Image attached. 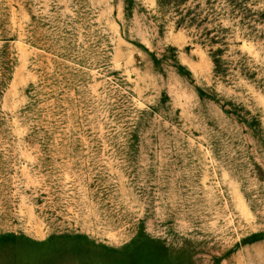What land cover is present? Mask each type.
<instances>
[{
  "label": "rangeland",
  "instance_id": "obj_1",
  "mask_svg": "<svg viewBox=\"0 0 264 264\" xmlns=\"http://www.w3.org/2000/svg\"><path fill=\"white\" fill-rule=\"evenodd\" d=\"M0 264H264V0H0Z\"/></svg>",
  "mask_w": 264,
  "mask_h": 264
}]
</instances>
